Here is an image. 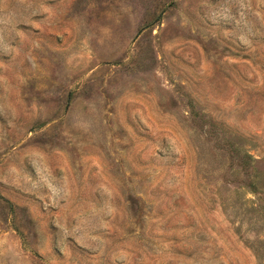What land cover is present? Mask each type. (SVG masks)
<instances>
[{"label":"rangeland","instance_id":"374dc122","mask_svg":"<svg viewBox=\"0 0 264 264\" xmlns=\"http://www.w3.org/2000/svg\"><path fill=\"white\" fill-rule=\"evenodd\" d=\"M0 264H264V0H0Z\"/></svg>","mask_w":264,"mask_h":264}]
</instances>
